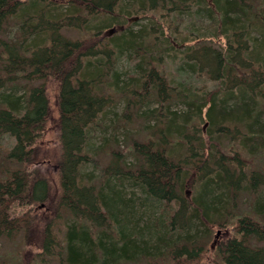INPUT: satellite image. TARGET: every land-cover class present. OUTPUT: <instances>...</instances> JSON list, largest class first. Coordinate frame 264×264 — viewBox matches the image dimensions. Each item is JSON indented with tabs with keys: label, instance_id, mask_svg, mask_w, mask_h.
Segmentation results:
<instances>
[{
	"label": "trees",
	"instance_id": "1",
	"mask_svg": "<svg viewBox=\"0 0 264 264\" xmlns=\"http://www.w3.org/2000/svg\"><path fill=\"white\" fill-rule=\"evenodd\" d=\"M134 14L152 17L99 35ZM183 15L206 26L172 29ZM177 60L188 80L168 73ZM197 74L214 88L199 91ZM106 86L126 125L156 107L103 163L90 134L114 103ZM50 123L57 155L40 144ZM0 159V237L39 249L11 264H264V0H0Z\"/></svg>",
	"mask_w": 264,
	"mask_h": 264
},
{
	"label": "rangeland",
	"instance_id": "2",
	"mask_svg": "<svg viewBox=\"0 0 264 264\" xmlns=\"http://www.w3.org/2000/svg\"><path fill=\"white\" fill-rule=\"evenodd\" d=\"M22 2H25L27 0H20ZM53 1V0H51ZM68 1L71 0H54V2L61 4V6L65 7L68 4ZM136 14L129 16L127 18L124 17L123 20H121V24L120 25H110L109 27H106L104 29H102V32L99 34L101 37L104 36V34H106L108 31L112 30L113 28H115L114 26L118 27V26H126V25H134V28H139L140 24H144L147 22V18L152 17L151 15H147L146 18H142L140 19H134ZM154 16V14H152ZM131 20V21H128ZM173 20V18L171 19ZM94 24V23H93ZM190 26H194L192 29H199V28H204L206 25L203 24V22L198 21V20H192L191 17L189 16H180V17H175L174 18V24H173V28H178L180 31L181 30H185L187 27L190 28ZM8 32L5 33L3 39H14V37L16 38L17 36H19V32L16 31V27L15 24H11L8 28ZM191 29V28H190ZM116 32V28L114 32L111 33H115ZM195 34H198L199 32L194 31ZM65 34L67 36H71L73 39H82L84 37H89L92 33H86L84 31H70L67 30L65 32ZM195 36V35H194ZM217 41V40H216ZM224 42V41H223ZM217 43H220L219 41H217ZM180 62L179 60H177L176 62L170 63L167 65V71L168 73L175 78L176 80H180V81H185L188 80V76L187 74H183V72H180ZM117 68L119 71L121 72H126L131 74V71L134 69V61H131L130 59L128 60L127 56H124L120 59V61L117 64ZM107 71V70H106ZM105 71V72H106ZM133 73V72H132ZM132 76V74H131ZM106 78L103 77V80ZM125 80H127L129 77L127 75L123 74L122 77ZM193 82L196 85L197 89H201L199 91L203 92V91H211L214 86L215 83L210 81L208 78H206L205 76H201L199 74L195 75L193 77ZM48 92L50 94V99H51V104H52V109H53V115L54 117H57L59 115L57 106H56V99H57V85L54 84V81L50 82L48 84ZM105 93L107 95L113 96L114 99V103H111V105L109 106L107 114L105 116L104 119H102V121L100 122V124L95 127L94 130L91 131L90 134V142H92L93 144H95L96 147H99L100 152L102 153L101 159L103 161V163H107L109 161V152L111 150V148H114L116 150H120V151H127V149L129 148V142H128V138L126 140V132L127 130L135 132L136 130H138L139 128L142 127L143 123L146 122L145 118L140 117V115H138V117L135 116V114H137L138 112H145V111H150L152 108L156 107V103L154 102V104L151 105H146L143 108L141 107V109H139L138 112L134 113L130 110V113L133 115V119L134 121L132 123H128L127 125L125 124L126 121L123 118L122 114L125 111V107H126V102L124 100V96L123 94L119 93V92H115V90L112 87H104ZM24 91L22 88H17L14 91V95L15 96H19L20 94H22ZM174 110H178V109H182L184 108L183 104L178 103L173 105L172 107ZM136 110V109H135ZM143 115V114H141ZM205 125V124H203ZM208 127V124H206L204 126V130ZM58 133L56 131V126L55 124L50 123V125L47 128V132L45 134H43V136L41 137V146L46 147V149L50 150L52 155H57L59 152V143H58ZM1 141L7 145H13L14 140L11 139L9 136H3L1 138ZM131 160V158L129 159V161ZM5 161L3 159H0V165H5ZM90 169V168H89ZM91 170V169H90ZM124 190L128 193L130 191V185L128 186L127 184L124 186ZM190 197H192L193 195V191L190 190ZM248 199L247 197H245L241 203H240V207L242 209H246L248 207ZM30 209L32 210V212L38 214L41 217L42 221H46L48 219H53L54 218V214L52 211H50L49 209H47L46 207H43L41 205H34V206H30ZM239 208V210H242ZM70 220V218H68L67 216L65 218H63L59 223L64 224L65 222H70L68 221ZM217 230H215V236H216V232ZM217 238L214 239V243H216ZM29 250V252L31 253H37L39 251V249H37L34 245H26V243L23 241L22 235H17L16 238L14 239H6V238H1L0 237V261L5 260L8 264L12 263V259L17 260V259H21L19 258L18 253L21 252L22 250ZM11 259V260H10Z\"/></svg>",
	"mask_w": 264,
	"mask_h": 264
},
{
	"label": "water",
	"instance_id": "3",
	"mask_svg": "<svg viewBox=\"0 0 264 264\" xmlns=\"http://www.w3.org/2000/svg\"><path fill=\"white\" fill-rule=\"evenodd\" d=\"M136 19H137V18H136ZM114 31H115V28H113L112 30H110L109 33L114 32ZM220 234H221V230L217 231L216 236H218V235H220Z\"/></svg>",
	"mask_w": 264,
	"mask_h": 264
},
{
	"label": "bare ground",
	"instance_id": "4",
	"mask_svg": "<svg viewBox=\"0 0 264 264\" xmlns=\"http://www.w3.org/2000/svg\"><path fill=\"white\" fill-rule=\"evenodd\" d=\"M136 18H137V19H139V17H137V16H136V17H134V19H136ZM130 21H131V20H130Z\"/></svg>",
	"mask_w": 264,
	"mask_h": 264
}]
</instances>
